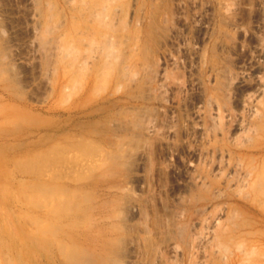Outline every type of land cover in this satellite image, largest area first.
I'll use <instances>...</instances> for the list:
<instances>
[{"label": "rangeland", "instance_id": "obj_1", "mask_svg": "<svg viewBox=\"0 0 264 264\" xmlns=\"http://www.w3.org/2000/svg\"><path fill=\"white\" fill-rule=\"evenodd\" d=\"M40 1L43 56L0 0V264H264V0Z\"/></svg>", "mask_w": 264, "mask_h": 264}, {"label": "bare ground", "instance_id": "obj_2", "mask_svg": "<svg viewBox=\"0 0 264 264\" xmlns=\"http://www.w3.org/2000/svg\"><path fill=\"white\" fill-rule=\"evenodd\" d=\"M49 1V0H48ZM66 1V0H65ZM24 2V1H23ZM43 2V1H42ZM48 3V2H47ZM51 3V2H50ZM45 4V3H44ZM25 5H27L28 6V8H29V14L27 15V17H28V21H29V24H28V26L26 27V29H28V39H27V41L25 42L26 43V45L27 46H31L32 48L33 47H35L36 49H37V51H39V54H40V56H43V52H44V49H45V46H46V44H47V36H48V33L52 30L53 31V29H54V26L53 25H55V24H53L52 25V23H50V25H52L53 26V28L52 27H50V25L48 24V21H47V19H50L51 18V16L54 14H51V16H47V13L48 12H50V11H46L47 13L46 14H44V11H43V9H42V5H41V1L40 0H25ZM27 6H26V8H27ZM50 6H52V4H49V8L47 7V4H46V6L45 7H47L49 10H50ZM46 8V9H47ZM47 9V10H48ZM102 12V11H101ZM49 14V15H50ZM101 14V16H99L100 17V21H101V19H102V14H103V12L102 13H100ZM99 14V10L96 12V14H93L92 16H94L95 15V17H96V15H100ZM48 17V18H47ZM95 19V18H94ZM97 19H98V16H97ZM50 21V20H49ZM52 22H54V21H52ZM49 28H52L51 30L49 29ZM50 30V31H49ZM51 31V32H52ZM54 32V31H53ZM105 35V34H104ZM103 38H105V37H103ZM107 38H109V35H108V37ZM103 39V40H108V39ZM50 39V38H49ZM49 39H48V41H49ZM110 39V38H109ZM106 41H104L105 43H106ZM109 41V40H108ZM24 43V44H25ZM49 43H50V41H49ZM51 43H52V41H51ZM107 44V43H106ZM102 45L101 44V46H104L103 48H106V53H107V55H108V52H107V47L108 46H110L111 44H112V42H111V44L109 45V43H108V45ZM100 46V47H101ZM107 46V47H106ZM112 46H114V45H112ZM111 46V47H112ZM25 47V46H24ZM49 47V46H48ZM27 48V47H26ZM97 48H99V47H97ZM101 49V48H100ZM109 49V48H108ZM112 50V49H111ZM114 50H115V48H114ZM114 50H112V51H114ZM105 53V54H106ZM115 53H116V51H115ZM114 52H113V54H115ZM44 54H45V52H44ZM111 54V53H110ZM112 54V55H113ZM117 54L119 55V53L117 52ZM116 55V54H115ZM39 56V55H38ZM22 57V56H21ZM117 57V56H116ZM19 58V57H18ZM17 58V59H18ZM24 58V57H23ZM23 58H20V59H23ZM40 58V57H39ZM44 58H46V55H45V57ZM113 58H115V56L113 57ZM16 59V60H17ZM107 59V58H106ZM45 60V59H44ZM114 60V59H113ZM20 61V60H19ZM23 61V60H22ZM25 61V60H24ZM109 61V60H108ZM105 64H106V62H105Z\"/></svg>", "mask_w": 264, "mask_h": 264}]
</instances>
